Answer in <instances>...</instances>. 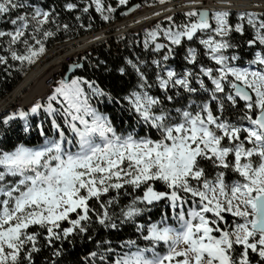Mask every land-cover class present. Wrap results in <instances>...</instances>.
Returning <instances> with one entry per match:
<instances>
[{"label":"snow or ice","instance_id":"obj_1","mask_svg":"<svg viewBox=\"0 0 264 264\" xmlns=\"http://www.w3.org/2000/svg\"><path fill=\"white\" fill-rule=\"evenodd\" d=\"M189 2L186 22L169 15L168 27L158 22L145 30L154 70L138 55L114 68L90 61L120 77L134 75L123 95L74 75L46 98L0 117V264H36L45 248L50 256L42 264H62L63 245L77 236L95 243L80 264H264V12L240 11L233 26L228 8ZM82 3L79 11L95 7L104 21L116 11L103 0ZM127 3L118 0L117 7ZM58 18L54 6L0 0V25H10L0 27L4 71L36 63L45 42L69 30ZM245 22L253 33L246 44L256 49L247 60L233 38L244 35ZM178 55L179 70L170 63ZM103 98L134 118L131 130L118 131L91 103ZM34 132L42 142L32 143ZM125 225L136 239L118 247L94 240L100 229Z\"/></svg>","mask_w":264,"mask_h":264},{"label":"trees","instance_id":"obj_2","mask_svg":"<svg viewBox=\"0 0 264 264\" xmlns=\"http://www.w3.org/2000/svg\"><path fill=\"white\" fill-rule=\"evenodd\" d=\"M33 2L39 6L42 7H49L54 6L56 9V12L59 13V23L64 24L67 23L69 25V30L65 32L63 29H61L59 32H57L56 36L53 38H49L46 43V52L50 51L52 48L55 47L56 43H62L64 41H71V39L84 37L87 33L100 30L103 26L102 22L99 21L98 17L89 10L88 13H83L79 11V8L83 7L82 0H33ZM65 2H73L78 4V9L73 11H66L63 8V4ZM139 0H133L131 3L132 5L135 3H138ZM124 10H117L115 11V16L117 19H121V15ZM239 11L230 10V16H229V23L233 26L235 23H237V13ZM77 15H81V19L78 21L76 19ZM173 21L176 24H180L182 22H186L185 18L181 16L180 13H176L174 16ZM79 25H83V27H80ZM91 25V27H89ZM0 27H10V25H0ZM53 30H55V25L51 26ZM88 29H83V28ZM244 29L245 33L243 36H240L238 33H233L234 42L239 44L241 47L236 49L239 55H241L245 60L250 59L255 48H248L246 41L248 39L252 38V30L247 25V23H244ZM132 46L131 48L128 47V43L125 41V39L121 42V45H114L113 41H110L108 45L101 44V46H97L92 53L90 57H82L80 58V64L82 65V69L76 72V75H82L90 79H95L97 83H99L105 90L113 92V94L119 93L120 95H123L124 92H126L128 89L133 87L136 83L135 77L133 76H125L120 77L117 73L114 71L111 73L105 72L103 70V66L101 68H87V63L90 59H93L94 62H96L97 58L106 60L108 62V66L110 68H114L119 63L122 62L123 57L127 56L132 59L136 57L137 55L141 59H145L149 62L150 57L148 56V53L142 52L141 42H140V36L134 35L131 38ZM197 46L198 45H193ZM182 51V50H181ZM202 51V49H201ZM45 52V53H46ZM5 54L2 50H0V55ZM204 59L203 57H201ZM205 63L210 64V61H207L204 59ZM9 63L16 64L17 62L9 61ZM170 63L177 68V70L180 69L183 62L180 59L179 55L176 57L175 60L170 61ZM190 67V66H189ZM151 68V67H150ZM27 67L23 71H16L14 68H9L8 72H11V75H8V72L4 71V66H0V101L7 98L8 95L12 93V90L21 82V80L24 78ZM145 71L149 72V76L151 78V71L150 69H145ZM157 90H155L153 93H156ZM99 110L103 113L107 114L110 119L113 120L115 126L117 127V130L121 129H128L130 125H133L135 123V120L133 117H130L127 111H123L120 109V106L115 104H110L107 100V98H103L100 101ZM124 107L126 108L127 105L125 104ZM12 106L8 105V107L4 108L0 111V117L7 114L11 110ZM39 119H44L43 116H41ZM59 119V118H58ZM33 125L36 122V118H32ZM61 123H63L62 120H60ZM45 129L48 131V134L51 135L50 131V122L45 123ZM143 126H139L137 128V131H140L141 134H143ZM42 142V138L38 136V133L34 132L32 136V143ZM6 147L11 146V139L5 145ZM123 202H127L126 199L122 197ZM169 215H171V212L169 210ZM227 215V214H226ZM152 216L154 219H159V210L153 209ZM144 219H148V216L145 215ZM229 221H231V217L228 216ZM100 238H107L111 241H113V247H118V241L132 238L136 239L137 234L134 230V228L130 225H125L122 229L118 231L109 230L108 232H105L103 229H100L99 235L94 237L95 239ZM63 248L67 250V254L63 258L62 264H80V258L86 257L87 253L89 251H92L95 249V243L94 241H89L87 237L81 238L77 236L72 244L65 243L63 245ZM46 256H50V250L45 248L41 251V253L36 258V264H42V261ZM253 264H255V259L253 260Z\"/></svg>","mask_w":264,"mask_h":264},{"label":"built area","instance_id":"obj_3","mask_svg":"<svg viewBox=\"0 0 264 264\" xmlns=\"http://www.w3.org/2000/svg\"><path fill=\"white\" fill-rule=\"evenodd\" d=\"M114 1L116 3L115 8L117 11V10L128 9L132 5L131 2L133 0H128V3L126 5H121L119 7H117L118 0H114ZM135 5H140V7H138V8L136 7L134 14L130 15V17H124V18L121 17L122 18V19H120L121 21L115 22V24H112L113 20L115 18V12L112 13V17L108 21H104L101 18L100 14L95 11V7L90 8V10L98 17L99 21L102 22L103 26L100 27L101 29L97 30V31L89 32L84 37L71 39V41H64L62 43H56L55 47L52 48L51 50H53V49L56 50V48H58V47L61 49H65V48H70L71 46H73L75 48L76 52L71 54V56L65 57L66 62L60 68H58L56 75L51 79V82L47 85V89H46L47 91L41 97L36 98L27 104H23L22 103L23 101H21V102L17 103L16 105H13L12 109L9 112H11V111H13L16 108L21 107V106H23L26 109L35 100L41 99V98H46V96L48 94H50L51 89L56 86L57 82L60 81L61 79H63L64 72L66 71V68L68 66H70L71 64L72 65L80 64V61H81L80 58L86 57V56L90 57L97 46H101V44L108 45L110 41H113L114 45L116 46V45H121L122 44L121 42L125 39V41L128 42V47L131 48V46H132L131 38L134 35L140 36L142 52L145 53V55H146V53H148V56L150 57L149 65H150L151 69L154 70V68L150 64L151 59L153 58V54L150 51L149 52L144 51L143 39L141 40V37H143L145 35L146 29H151L152 26L156 25L158 22L161 23L163 21L164 17L171 15L174 19L175 14L180 13V12L177 11L178 9H175V10H171L172 12L168 14L166 11L167 9L166 10L162 9V10H164V12L163 13L160 12L159 15L156 16L155 13L157 11L155 9L160 7L161 5L160 6H152L150 8H148L146 6L144 7L142 4H139V3H136ZM173 5H175V3H173L169 7H172ZM162 7L165 8V6H162ZM205 7H207V6H205ZM205 7H197V8H205ZM207 9H210V8L207 7ZM144 12H147V14H144ZM79 16H81V15H79ZM116 20H118V19H116ZM79 26L81 27V25H79ZM83 29H88V28L85 27ZM116 29H118V30H116ZM97 37H99V39H97ZM87 39L91 40V42L89 43V46L79 47V44L82 45V41H84V40L86 41ZM52 52H50V53H52ZM49 54H47V56ZM135 58L136 57H134L133 60H135ZM156 58H159V57L157 56ZM90 61L92 62L93 65L95 64L94 60L90 59L87 63V68L88 69L95 68V67H90ZM155 90L156 89H153V92ZM4 101L5 100L0 101V104L3 103ZM95 101H98V99H92L91 103H93ZM5 106L6 105L0 107V111L3 110L5 108Z\"/></svg>","mask_w":264,"mask_h":264},{"label":"rangeland","instance_id":"obj_4","mask_svg":"<svg viewBox=\"0 0 264 264\" xmlns=\"http://www.w3.org/2000/svg\"><path fill=\"white\" fill-rule=\"evenodd\" d=\"M179 0H166V3L165 4H160L159 2H158V0H139V4H142L144 7L146 6V7H148V8H150V7H152V6H166L167 8V10L166 11H171V10H175V9H178L177 11H179L180 12V14H181V16H183L184 17V15H183V13L185 12V11H183V10H180L181 9V7L179 6V5H177L176 3L178 2ZM259 1H261V2H264V0H259ZM103 3L105 4V6H107V5H109V4H111L112 5V7H114L115 8V5H116V3H115V1L114 0H103ZM173 3H175V5H173L172 7H169V6H171ZM136 4V3H135ZM199 7H205V6H207V3H206V0H200V2H199ZM208 7V6H207ZM209 8V7H208ZM223 8H228L229 9V11L230 10H237V11H255V12H264V8L262 7V5L260 4V3H253V2H249V3H247V4H245V5H243L242 7H238L237 5H236V3L235 4H233V3H228L226 6H224V7H222V8H220V9H223ZM210 9H216L215 7H213V8H210ZM172 12V11H171ZM111 17H112V14H111ZM154 17V16H153ZM167 17V16H166ZM124 18V17H123ZM185 18V17H184ZM113 19V18H112ZM117 18H116V16H115V18H114V20H113V23L112 24H115V22H120L121 20L120 19H118V20H116ZM122 19V18H121ZM163 27H168L169 26V21L168 20H166L165 19V17L163 18V21L160 23ZM155 25H153L152 26V28L154 27ZM213 26H214V23H213ZM116 30H118V29H116ZM143 39V41H144V39H145V35L143 36V37H141V40ZM128 43V42H127ZM54 50V49H53ZM53 50H51V51H48V52H46V53H44L37 61H36V63H34V64H32V65H25V68L27 67V72H26V74H25V76H24V78L21 80V82L12 90V93H14V90L17 88V87H19L25 80H26V78H27V76H28V74L32 71V70H34V68H36V67H38L41 63V65L44 67V66H46L45 67V72L43 71L42 73H44V74H40V76L37 78V79H35L33 82H32V84H29L28 86H27V88H25L24 90V92H23V94L22 95H20L17 99H15V100H12V101H9L7 104H6V106H5V108L6 107H8V105H10V106H12L13 107V105H16L17 103H19V102H21V101H24V102H27V101H29L30 100V98L32 97V95H34V94H38L39 93V89L41 88V87H46L47 88V86L46 85H48V83H49V80H50V76H51V72H52V70L54 69V65L56 64V62L58 61V59H59V57H60V55H62V54H65V53H69V51L70 50H64V51H62V52H59V53H56V55H54V56H52V57H48V58H46V59H48V61H45V59H44V61L42 60L43 58H45L46 56H47V54H49L50 52H52ZM56 57V58H55ZM58 58V59H57ZM50 61V62H49ZM46 62V63H45ZM211 63V62H210ZM51 65V66H50ZM173 66V65H172ZM53 67V68H52ZM51 68V69H50ZM47 69H49V70H47ZM49 71V72H48ZM40 84V85H39ZM45 85V86H44ZM12 93L10 94V95H8L7 96V98H5L4 100L6 101V100H8V98H10L11 96H12ZM34 93V94H33ZM101 100H98V102L97 101H95V102H93L92 104H93V106L94 107H96L97 108V105L99 104H101V103H99ZM95 104V105H94ZM101 106V105H100ZM12 109V108H11ZM98 109V108H97ZM185 210H187V206H186V209Z\"/></svg>","mask_w":264,"mask_h":264},{"label":"bare ground","instance_id":"obj_5","mask_svg":"<svg viewBox=\"0 0 264 264\" xmlns=\"http://www.w3.org/2000/svg\"><path fill=\"white\" fill-rule=\"evenodd\" d=\"M234 1V3H236V5L238 6V7H242L243 5H245V4H247V3H249V1L250 0H233ZM206 3H207V6L209 7V8H213V7H215L216 9H220V8H222V7H224V6H226L228 3H230L229 2V0H227V2H225V0H206ZM177 5H179L180 7H181V9L180 10H183V11H187L188 10V8L189 7H192V5L190 4V2H189V0H179L177 3H176ZM262 5V7L264 8V3H262L261 4ZM200 5L199 4H197V5H195V7H199ZM167 7L165 6V8H163L162 6H160V7H158V8H156L155 10L157 11L156 13H160V12H164V10H162V9H166ZM155 13V14H156ZM167 13L169 14V13H171V11H167ZM134 14V13H133ZM144 14H147V12H144ZM132 15V14H131ZM156 16H158V15H156ZM130 17V16H129ZM91 42V40L90 39H87L86 41L84 40V41H82V45L81 44H79V47H81V46H83V47H86V46H89V43ZM64 50H70L69 51V53H65V54H62V55H60V57H59V59H58V61L56 62V64L54 65V69L52 70V72H51V76H50V80H49V83L51 82V79L56 75V73H57V70H58V68H60L65 62H66V59H65V57H67V56H71V54H73V53H75L76 52V50H75V48L73 47V46H71L70 48H65V49H61V48H56V50H54L52 53H50L48 56H46L44 59H45V61H48V59H46V58H50V57H52V56H54V55H56V53H59V52H62V51H64ZM56 58V57H55ZM44 59H43V61H44ZM50 62V61H49ZM46 63V62H45ZM42 64V63H41ZM39 65L38 67H36V68H34V70H32L29 74H28V76H27V78H26V80L19 86V87H17L15 90H14V93H12V96L10 97V98H8V100H6V101H4L3 103H1L0 104V107H2V106H4V105H6L9 101H12V100H15V99H17L20 95H22L23 94V92L25 91L24 89L29 85V84H31L35 79H37L39 76H40V74H44V73H42L43 71L45 72V67L46 66H42V65ZM51 66V65H50ZM53 68V67H52ZM51 69V68H50ZM47 70H49V69H47ZM49 72V71H48ZM48 83V84H49ZM40 85V84H39ZM45 86V85H44ZM47 86V85H46ZM47 88L46 87H41L39 90V93L38 94H34V95H32V97L30 98V100L29 101H27V102H22L23 104H27V103H29V102H31L32 100H34V99H36V98H39V97H41L47 90H46ZM98 102V101H97ZM100 103V102H99ZM95 105V104H94ZM97 108L99 109V104L97 105Z\"/></svg>","mask_w":264,"mask_h":264},{"label":"water","instance_id":"obj_6","mask_svg":"<svg viewBox=\"0 0 264 264\" xmlns=\"http://www.w3.org/2000/svg\"><path fill=\"white\" fill-rule=\"evenodd\" d=\"M229 2L235 4L233 0H229ZM249 2L260 3V4L264 3V2H261V1H259V0H250ZM135 6H136V5H131L128 9H126V10L123 11V13H122L121 16H122V17H129L131 14L134 13V11H135V9H136ZM129 9H132V11H129ZM200 9H207V7H205V8H200ZM81 69H82V67L79 68V69H77V68L74 67V65L71 64L70 66H68V67L66 68V71L64 72L63 79H69V78H71L72 76L76 75V72H77V71H79V70H81Z\"/></svg>","mask_w":264,"mask_h":264}]
</instances>
